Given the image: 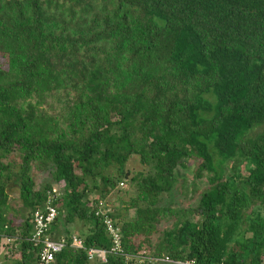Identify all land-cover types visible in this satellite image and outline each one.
Masks as SVG:
<instances>
[{"label": "trees", "instance_id": "obj_1", "mask_svg": "<svg viewBox=\"0 0 264 264\" xmlns=\"http://www.w3.org/2000/svg\"><path fill=\"white\" fill-rule=\"evenodd\" d=\"M130 155L138 175L124 168ZM184 159L197 198L161 202ZM122 181L134 194L110 210ZM53 183L47 232L75 233L84 248L63 246L47 264H261L264 0H0V242L12 264H39L30 215ZM98 201L121 253L109 251Z\"/></svg>", "mask_w": 264, "mask_h": 264}, {"label": "rangeland", "instance_id": "obj_2", "mask_svg": "<svg viewBox=\"0 0 264 264\" xmlns=\"http://www.w3.org/2000/svg\"><path fill=\"white\" fill-rule=\"evenodd\" d=\"M185 163V167H180L178 170L175 171L177 177L179 178L178 182L176 183L175 187L168 192H163L161 194V202H171L173 206L181 207L185 206L188 203H193L194 200L197 198V192L192 193L190 191V179L192 177V168L194 166V163L188 162L186 159L183 161ZM125 170L128 171V174H135L138 175L143 171L142 166L137 162L134 155H130L126 161H125ZM14 170L12 169V172ZM32 174L35 180L36 184H40L43 180L48 178V175L45 174V168L41 164H33L32 166ZM182 179H185L183 181ZM17 175L11 176L9 180L6 183V191L8 194L7 201V212L6 214L11 218L12 220H15L17 218V209L19 208V197H18V185L16 184ZM196 182V180H195ZM54 184V188L58 189V185ZM122 186L120 184L117 185V190L113 191L112 193L108 194L106 199H104V203L110 208V210H113L115 208L119 209H126L127 208V202L126 200L130 195L134 194V188L128 184V182L122 181ZM197 188L204 185V181L198 180L196 182ZM131 211V208L128 207V212ZM169 225V221L163 220L159 228L163 229L164 227H167ZM75 230V229H74ZM8 245H5L3 242H0V264H12V258L8 255ZM153 264H159L158 262H154Z\"/></svg>", "mask_w": 264, "mask_h": 264}, {"label": "built area", "instance_id": "obj_3", "mask_svg": "<svg viewBox=\"0 0 264 264\" xmlns=\"http://www.w3.org/2000/svg\"><path fill=\"white\" fill-rule=\"evenodd\" d=\"M119 184L120 186L123 185L121 182H119ZM55 191L56 190L54 187H52L50 190H46V198L41 204V207H35L31 211L30 215L32 230L29 239L39 245L38 253H36L39 264H47L51 260L53 253L59 251L63 246L65 247L66 245H68L73 249L84 248L81 239L75 233L70 235L69 240L64 236L52 237L48 234L47 231L49 229L50 223L52 222V218L55 215V209L50 204V200L54 197ZM99 204L100 203L98 201V206H96L93 213L101 215L105 230L110 236L111 246L109 251L121 253V249L119 246L120 237L118 235L117 227L113 225L112 221L109 218H107L105 214V212L107 211V207H99ZM4 241L9 242L10 238L5 237ZM86 252L87 258L96 256L101 261L104 259V249L89 247L86 249ZM164 260H166V258H164ZM174 263L190 264L192 263V260H183L182 262L174 261ZM211 264L216 263L212 262ZM261 264H264V260Z\"/></svg>", "mask_w": 264, "mask_h": 264}]
</instances>
